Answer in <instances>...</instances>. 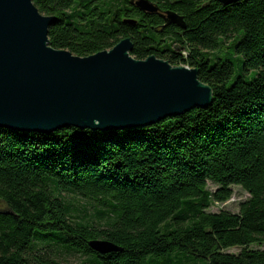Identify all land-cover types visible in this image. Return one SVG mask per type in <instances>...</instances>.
<instances>
[{"label":"trees","instance_id":"trees-1","mask_svg":"<svg viewBox=\"0 0 264 264\" xmlns=\"http://www.w3.org/2000/svg\"><path fill=\"white\" fill-rule=\"evenodd\" d=\"M131 1L33 4L57 19L53 48L88 56L129 38L135 59L197 69L212 103L108 131L0 127V264H57V250L80 264H264V0H150L184 30ZM235 185L249 195L238 211H210Z\"/></svg>","mask_w":264,"mask_h":264},{"label":"water","instance_id":"water-1","mask_svg":"<svg viewBox=\"0 0 264 264\" xmlns=\"http://www.w3.org/2000/svg\"><path fill=\"white\" fill-rule=\"evenodd\" d=\"M131 4L159 14L165 25L186 29L175 11L159 12L150 0ZM56 20L40 13L33 0H0V127L108 131L150 125L212 103V90L199 80L197 69L172 66L153 55L135 59L129 38L88 56L53 48L48 29ZM88 244L99 254L122 250L107 240Z\"/></svg>","mask_w":264,"mask_h":264},{"label":"rangeland","instance_id":"rangeland-1","mask_svg":"<svg viewBox=\"0 0 264 264\" xmlns=\"http://www.w3.org/2000/svg\"><path fill=\"white\" fill-rule=\"evenodd\" d=\"M226 45H228V42H226ZM232 49H229V51H226L224 55H229ZM239 70L236 69L235 74H238ZM209 187L214 190L215 186L211 183H208ZM233 195L231 199L224 203H216L211 208L210 211L217 212L219 210H226L230 212H237L239 203L246 200L249 195L246 191H244L240 186H231ZM253 248L256 246L253 245ZM228 252H238L239 248H229L227 250ZM85 257L79 256L78 254H67L66 252L62 250L56 251V261L57 264H80L81 261H83Z\"/></svg>","mask_w":264,"mask_h":264}]
</instances>
